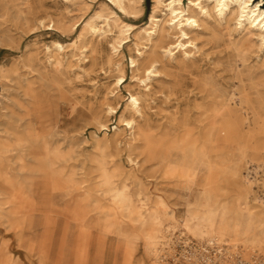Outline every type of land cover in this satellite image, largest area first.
Here are the masks:
<instances>
[{
    "label": "bare ground",
    "instance_id": "obj_1",
    "mask_svg": "<svg viewBox=\"0 0 264 264\" xmlns=\"http://www.w3.org/2000/svg\"><path fill=\"white\" fill-rule=\"evenodd\" d=\"M61 1L75 6L78 0ZM99 1V9L84 23L76 40L46 47L51 71L40 67V60L33 55L25 56L21 63L35 72L36 78L20 74L17 65L0 67L4 90L0 113V227L4 234L14 233L22 241L26 226L27 231L32 229L33 217L44 213L43 202L37 201L38 192L45 198L49 190L50 196L58 195L72 203L64 212L76 225L73 250L81 256V264L88 263L94 229L103 235L115 232L123 237L130 255L135 244L141 242L144 254L158 264L163 252L172 251L176 243L177 218L165 195H158L153 203L143 194V183L134 173L108 167L107 159L112 157L109 149H121L117 139L127 129L131 131L126 149L132 166L139 164L132 155L141 151L147 161L155 162L162 185L180 188L188 197L196 195L195 201L187 204L182 238L217 248V252L242 249L246 255L258 250L264 253V0H188L187 6L184 0H153L149 24L137 37L135 57L130 60L132 82L143 87V94H130L112 142L93 136L98 182L92 186L79 173L82 169L70 165L81 155L78 152L84 140L41 132L40 126L45 121L44 87L52 86L62 94L71 74L87 73L83 65L87 49L98 51L105 44L108 64L117 77L92 118L103 131L107 129L103 117L119 114L120 104L113 106L111 101L127 82L124 68L115 58L137 27L123 21L109 3L90 0ZM108 1L130 18L143 15L144 0ZM28 2L0 0V6L14 20L28 25L32 16L37 19ZM90 6L85 4V9ZM81 20L65 26L62 21L46 25L40 19L37 27L73 33ZM0 44L19 49L11 39L3 41L0 37ZM198 56L205 57L206 69L199 65ZM168 69L174 71L178 92H183L186 82L200 102L194 106L193 116L179 117L175 111L166 122L162 118L155 133H150L137 119L145 117L143 103L152 83ZM181 80H186L184 85ZM178 92L174 90L173 96ZM71 108L76 109L73 105ZM61 142L67 143V151ZM129 177L137 180L135 194L126 183ZM128 221L139 226V231L128 232ZM45 247L43 240L29 250L47 256ZM0 264H17L6 243L0 247Z\"/></svg>",
    "mask_w": 264,
    "mask_h": 264
},
{
    "label": "rangeland",
    "instance_id": "obj_2",
    "mask_svg": "<svg viewBox=\"0 0 264 264\" xmlns=\"http://www.w3.org/2000/svg\"><path fill=\"white\" fill-rule=\"evenodd\" d=\"M109 3L118 13L123 21L136 25L137 29L130 35V41L123 46L119 57L115 61H120L126 74V85H122L117 90V97L111 101L113 106L120 104L119 114L111 117H103L102 122L106 123V130H99L94 119L93 112L101 109V104L109 89H113L112 85L117 77V72L108 64V45L98 51H92L89 47L86 53V62L83 64L87 73L80 75L71 74L70 79L65 83L60 94L52 86L44 87L47 93L46 109L44 112L43 125L40 126L41 132H56L63 137H76L84 140V144L78 153L81 155L77 159L70 162V165H75L80 170L82 177H86L92 186H95L98 179L96 172V162L93 156V141L94 135L105 138L107 142L113 141L114 129L118 126V121L121 113L126 107L130 94H137L142 92L143 87L137 83L132 82V69L130 68V60L135 57L137 37L148 26L150 16L153 9V0H144L142 8L143 15L139 19L130 18L119 10H117L108 0H102ZM100 2H90V0H78L75 6H70L61 0H29V4L34 9L36 18L33 16L30 24L25 25L21 21L13 19L11 13L5 12L3 6H0V37L3 41L11 39L19 44V49H7L0 44V67L3 65L7 68H13L17 65L19 73L22 75H30L36 78L37 74L31 72L30 69L22 67V59L27 55H33L38 60L40 67H46L51 71V67L47 63L46 47L51 46L54 42L62 44H69L78 38L82 31L84 23L99 9ZM90 4V9H85V4ZM183 3L187 6L188 0ZM40 19L45 20V24L50 22L58 24V22L65 26H71L77 21L82 22L77 30L73 33H62L56 30H46L44 27H37ZM85 20V21H84ZM144 44L145 41H142ZM68 54L71 48L67 50ZM66 53V54H67ZM64 55L66 60L67 56ZM79 57V56H78ZM200 58L199 65H203L204 69L207 67L205 57ZM147 63L144 62V65ZM143 71V70H142ZM174 71L166 70L164 74L160 75L158 81L152 83V89L147 92L145 101L143 103L144 119H137L141 126L143 125L150 133H155L159 121L166 122L169 119L170 113L178 111V116L185 115L193 116L195 113L194 106L196 105L195 98L191 93V87L186 85L183 92H178L179 84L173 78ZM160 80V82H159ZM186 80H181L182 83ZM180 83V84H181ZM182 85H184L182 83ZM109 87V88H108ZM174 90L177 95L173 96ZM4 93L3 86L0 83V113L2 109L1 95ZM65 96L62 99L61 96ZM175 97H178L176 100ZM71 105L76 109L72 111ZM130 130H123L121 136L117 139L121 149L118 151L110 148L112 155L108 158L109 168L120 167L125 174L134 173L137 178L141 179L143 186V194L150 198L151 201L157 199L158 195H165L171 208L175 212L177 218V227L175 233L177 238L173 246V250L166 253L163 252L162 260L158 264H192L201 258H207L211 262L217 264H232L235 256L242 255L243 258L249 259L252 255L259 254L264 256L262 251H253L251 255H246L242 249H229L217 252V248L208 247L195 240H186L180 236L181 225L186 218L187 204L194 202L196 195L188 197L182 189H172L170 186L159 182L157 167L155 162L147 161L141 151L132 155L139 163L138 166H132L128 161L129 153L126 149L130 138ZM106 134V136H105ZM105 136V137H104ZM63 150L67 151V143H60ZM118 179H121L120 177ZM122 183L125 180L121 179ZM129 184L132 194H135L139 187H137L136 178L129 177L126 179ZM161 183V184H159ZM264 192V189L261 190ZM49 190L45 192V198H42L41 192H38V203L43 202L44 213H37L33 217L32 229L25 228V236L22 241H18L14 233L4 234V229L0 227V247L2 243H6L12 257H14L17 264H81V256L73 250L76 245L77 233L74 221L68 219L65 210L72 206V203L61 196H50ZM263 195V193H261ZM110 206V203L107 202ZM97 219H93L96 223ZM49 222V223H48ZM128 232H138L139 226H134L133 223L127 222ZM26 225V224H25ZM22 225L21 227H24ZM45 241L46 254L42 256L38 251L31 252L29 249L40 241ZM188 242L186 244L185 242ZM67 246L70 248L67 251ZM227 248V247H226ZM224 249V248H222ZM73 250V251H72ZM256 253V254H255ZM80 256V257H79ZM200 263V262H199ZM213 263V264H214ZM87 264H157L149 256L144 254L143 245L141 242L135 244V251L132 255L128 254V247L123 237L118 236L115 232L103 235L99 229H94L93 243L90 249L89 260Z\"/></svg>",
    "mask_w": 264,
    "mask_h": 264
},
{
    "label": "built area",
    "instance_id": "obj_3",
    "mask_svg": "<svg viewBox=\"0 0 264 264\" xmlns=\"http://www.w3.org/2000/svg\"><path fill=\"white\" fill-rule=\"evenodd\" d=\"M213 263L214 262H211V260L207 258H201L200 260L192 264H213ZM214 264H217V263H214ZM232 264H264V256L256 254V255H252L249 259H245L242 257V255L241 256L238 255V256H235L234 262Z\"/></svg>",
    "mask_w": 264,
    "mask_h": 264
}]
</instances>
